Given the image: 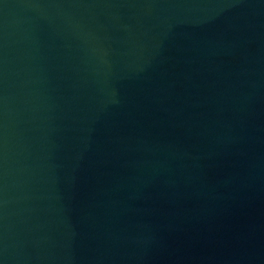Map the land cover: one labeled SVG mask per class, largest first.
Returning a JSON list of instances; mask_svg holds the SVG:
<instances>
[{
	"label": "water",
	"instance_id": "95a60500",
	"mask_svg": "<svg viewBox=\"0 0 264 264\" xmlns=\"http://www.w3.org/2000/svg\"><path fill=\"white\" fill-rule=\"evenodd\" d=\"M0 264H264V0H0Z\"/></svg>",
	"mask_w": 264,
	"mask_h": 264
}]
</instances>
